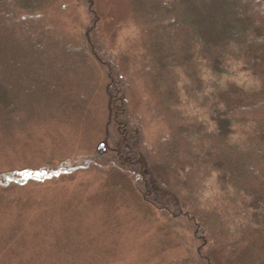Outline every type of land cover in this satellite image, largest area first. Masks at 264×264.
I'll return each instance as SVG.
<instances>
[{"label":"trees","instance_id":"obj_1","mask_svg":"<svg viewBox=\"0 0 264 264\" xmlns=\"http://www.w3.org/2000/svg\"><path fill=\"white\" fill-rule=\"evenodd\" d=\"M129 2L120 51L96 0H0V264H111L103 245L86 254L92 193L113 215L131 198L145 210L137 264H264V0ZM212 60L259 89L208 93ZM189 82L200 101H180Z\"/></svg>","mask_w":264,"mask_h":264},{"label":"rangeland","instance_id":"obj_2","mask_svg":"<svg viewBox=\"0 0 264 264\" xmlns=\"http://www.w3.org/2000/svg\"><path fill=\"white\" fill-rule=\"evenodd\" d=\"M96 1L98 10L101 15L100 28L103 32V35L108 41L115 43L118 50L124 51L126 45L125 39H127L126 37L132 36L130 35L132 24L130 25L131 8L129 0ZM67 40L70 41V39ZM87 61L90 66L88 67V70L85 71L96 77V67L94 63L92 62L90 57H88ZM124 61L125 58L123 59L122 57H120V64L123 65ZM230 66L231 67L229 70H227L226 72H222L224 70L221 67L217 66V64L213 60L204 65L205 72L209 74H206L204 76L206 82V91L208 93L214 92V87L218 86L221 83L222 87H225L229 84H236L239 86H243L248 90H252L254 88L259 89V83L257 79H254L241 65L236 63ZM78 67H81V65H78ZM77 74L83 75L84 72L82 73L80 70ZM59 83H64V80L59 81ZM188 86L189 88L186 89L183 85H180V89H182L178 94L180 101H186V99H188L191 94L195 97V99L200 101L203 97L201 96V92L199 94H195V86L190 82L188 83ZM102 88L103 87L98 86V92ZM131 91L129 97L131 98L133 107H137L139 99L138 94L141 95L142 91L140 84H138L137 82L135 90L133 89ZM165 106H167L168 108L170 107L172 109H170L171 113L177 115L175 114V112L177 111L173 108L171 102H165ZM140 111H142V109H140ZM216 123H219L218 120L216 121ZM178 126H183L182 121L178 122ZM174 131L176 133V129H174ZM86 145L87 144H84L83 147H86ZM99 145H104L103 141L99 140L95 143V147L98 148ZM88 178H91V176H88L87 179ZM97 180L98 179L96 177H93L90 184L93 183V186H97ZM92 195L93 193L91 194V196H88L87 194L88 203H82L77 213L81 216L79 218L82 224L81 227L83 229H87L85 231H88V233L96 234L98 236L97 238L94 236V238L97 239V246H93L92 243L91 247H88V252L86 254L89 255L90 253L94 252L93 250L95 249V247L96 249H98L103 245V248L105 247L106 249V255H108L110 259H113L111 260V264H137L139 258L142 255L148 256L153 247L152 240L154 239V237H152V232L154 234L153 236H155L154 230L156 229H153L154 227L152 226L151 222H149L145 210L140 208V206H138L131 198L129 200L127 199V202L124 201L120 203L122 206L124 205L122 209L123 212H121L122 215H118L119 213L117 215H113L111 213L112 210L110 206H101L94 208L91 204V200L93 198ZM85 205L87 206L84 209ZM120 221L121 225L123 227L126 226L129 230V232H125L124 236H122L123 238L121 239H119V235L116 232L111 231V224H115L116 222H119L120 224ZM141 225L143 226L141 227ZM143 230H145V236L143 239H141L139 237V233ZM86 254L84 252L83 255L77 260H82ZM105 257L107 258V256Z\"/></svg>","mask_w":264,"mask_h":264},{"label":"water","instance_id":"obj_3","mask_svg":"<svg viewBox=\"0 0 264 264\" xmlns=\"http://www.w3.org/2000/svg\"><path fill=\"white\" fill-rule=\"evenodd\" d=\"M101 146H103V145H101Z\"/></svg>","mask_w":264,"mask_h":264}]
</instances>
